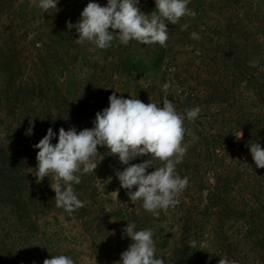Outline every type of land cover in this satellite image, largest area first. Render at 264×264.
I'll return each instance as SVG.
<instances>
[{
  "label": "trees",
  "instance_id": "16d2710c",
  "mask_svg": "<svg viewBox=\"0 0 264 264\" xmlns=\"http://www.w3.org/2000/svg\"><path fill=\"white\" fill-rule=\"evenodd\" d=\"M80 1L67 4L76 10ZM138 7L150 14L155 0H139ZM188 7L196 16L169 23L166 46L124 45L117 38L107 49L93 46L97 54H84L65 40L66 26L55 27L48 16L38 24L16 0H0V264H43L54 255L75 264H119L132 242L123 235L128 222L152 230L155 254L165 264L224 258L264 264V169L249 151L250 143L264 148V3L190 0ZM197 53L213 74L187 71ZM111 72L118 73L115 80ZM122 80L136 84L134 97L142 102L162 106L167 98L184 116L187 152L176 173L187 177L186 188L178 203L154 217L120 186L115 173L127 165L98 146L103 160L73 184L83 206L73 212L56 207L50 186L56 178L37 182L33 145L50 127L53 144L60 128L94 127L109 96L117 91L120 97ZM197 106L198 117L189 121L187 110Z\"/></svg>",
  "mask_w": 264,
  "mask_h": 264
},
{
  "label": "clouds",
  "instance_id": "9594fccd",
  "mask_svg": "<svg viewBox=\"0 0 264 264\" xmlns=\"http://www.w3.org/2000/svg\"><path fill=\"white\" fill-rule=\"evenodd\" d=\"M43 13L52 14L57 9L58 0H34ZM190 0H155V11L145 14L138 7L139 0H107L106 6L90 2L82 10L76 24L67 22L69 30L78 33L77 44L89 42L96 48L107 49L117 39L124 45L130 41L142 44L166 46L168 25H176L185 16L194 18L196 12L189 8ZM50 9L56 11L50 12ZM184 27H187L186 25ZM115 34V35H114ZM199 39L197 33L191 34ZM252 67L256 66L253 62ZM170 87L165 83L163 88ZM117 91L109 96V106L95 115L94 127L77 132L75 127L59 129L58 142L50 127L47 134L35 145L37 182L45 177L54 176L51 189L55 192L58 208L73 212L83 206L74 191L73 184H79V174L95 172L103 156L98 146L106 147L108 155L117 156L123 171L115 175L120 186L127 190L132 204L142 201V207L159 217L161 210L178 203L177 197L188 184L187 177L176 173V166L183 162L187 152L182 146L185 135L184 116L177 113L174 104L167 98L162 106L155 103L145 104L133 97H117ZM200 113L199 106L187 110V119L194 121ZM241 139L243 133L236 135ZM249 151L257 168L264 169V148L258 142L250 143ZM100 156L97 162L95 157ZM150 157L141 163L130 164L139 157ZM161 162L160 167L154 161ZM154 171L147 172L153 168ZM135 187V191L132 189ZM123 235L131 239L127 250L121 253L119 264H165L163 257L156 256L153 232L150 229L136 230L135 223L128 222ZM194 246V242L190 245ZM43 264H75L66 255H54L45 259ZM218 264H235V261L219 259Z\"/></svg>",
  "mask_w": 264,
  "mask_h": 264
},
{
  "label": "rangeland",
  "instance_id": "374dc122",
  "mask_svg": "<svg viewBox=\"0 0 264 264\" xmlns=\"http://www.w3.org/2000/svg\"><path fill=\"white\" fill-rule=\"evenodd\" d=\"M246 2H250V3H256L258 1H262L264 3V0H245ZM36 2L38 3V0H36ZM67 2L71 3L73 2V0H58L57 3V9L58 11H56L55 9H50L49 11H56L52 14L49 13H43V11L36 6V3H34V0H16V4L19 5V10L21 11L22 8H24L23 10H29L32 14H35V16L38 18V24H41L42 22H44V20L42 19L43 16H48L49 20L51 21V24L54 25L55 27H67V22H71L72 24H76L81 16V12L82 10L86 7V5L90 2V0H82L80 1V3H78L77 9L74 10L72 9V6L68 5ZM92 2H96L98 4H100L101 6H106V3L104 1H93ZM27 20L25 21H20V24H24L26 23ZM69 30V29H68ZM58 31V29H56V32ZM76 39H78V33L76 32L75 28L71 29L68 31V34L66 35L65 40L69 41L72 45H78L79 48H81L84 52V54H89L90 51L92 52L91 54H97L98 52L95 50V48L93 47L94 45L89 43V42H85L84 44H77L76 43ZM104 55L103 53L101 54V56ZM200 54H196V58L192 59L190 61V67L189 70L187 69V71L191 74H201L203 76L211 75L213 73H211L210 71V65H206V63H204V61L201 59V57L199 56ZM104 57V56H102ZM100 58V57H99ZM179 64H186V60L185 58H181L179 60ZM184 71V70H183ZM112 74V78L115 80V77L118 73L115 72H111ZM215 75L212 76V78H214ZM117 78V77H116ZM112 79V80H113ZM121 85H124V81L122 80V82L120 83ZM138 84H142V82L138 81ZM120 85V86H121ZM121 88V87H119ZM129 92L131 94H129ZM136 84L131 83L129 84V86H125L122 88V92L120 93V97H124L127 99H130L132 97H128L130 95H132L133 97L136 95ZM128 93V95H127ZM145 104L149 103L144 102ZM114 196H117V194H115ZM92 217V216H91Z\"/></svg>",
  "mask_w": 264,
  "mask_h": 264
}]
</instances>
